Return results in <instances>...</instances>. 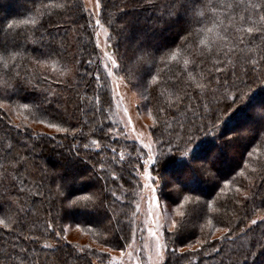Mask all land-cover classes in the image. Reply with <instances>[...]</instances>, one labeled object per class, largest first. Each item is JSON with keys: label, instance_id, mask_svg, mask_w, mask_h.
I'll return each mask as SVG.
<instances>
[{"label": "trees", "instance_id": "1", "mask_svg": "<svg viewBox=\"0 0 264 264\" xmlns=\"http://www.w3.org/2000/svg\"><path fill=\"white\" fill-rule=\"evenodd\" d=\"M216 2L230 4L233 0H216ZM247 2H256V0H245V3ZM73 3L78 4L79 8L57 7V5ZM207 3L208 0H204V4L207 5ZM42 4L47 7H42ZM101 4H107V8L99 13V18L101 24L109 30V45L114 56L117 55V49L111 47L115 40L112 26L121 25L116 45L125 59L132 55L133 48L147 51L155 57L150 75L146 66L138 69V79H146V81L142 89H135L145 97V106L152 121L157 118L159 108L163 107L167 110V115L159 114L160 126L166 135L179 134L180 123L185 115L191 119L193 111L203 113L205 108H208L214 110L217 115H221L222 110L225 113L219 123L211 116H203L204 124L210 131L192 133L195 146L191 152L186 155L175 151L166 153L157 158L154 168L156 173L159 172L158 179L161 185L167 190L160 191V197L179 213L189 214V222L184 223L177 231L178 242L195 244L198 238L206 242L212 241L210 247L204 248V251L209 253L212 247L222 246V251L209 257H203V254L199 252L189 253L179 259V264H189V262L190 264H219L221 257L224 258V264H230V259L242 256V246H248L251 235L248 228L257 232L260 228H264V225L259 224L258 219V224L255 226L249 223L256 219L257 215L264 216V184L259 183L264 179V108L261 107V103L264 102V84L261 83V79H254L251 84L245 83L252 77H260V74L264 72V63H257L251 67L252 61L259 60L261 54L256 52L249 54L248 48H252L253 45H247L243 48V55L239 48L229 55L235 47L232 38L239 36L235 29L241 28L242 25L239 23V14H235L233 20L234 14L227 8H218L215 19L209 7L198 8V13H205L206 19L202 25L196 26L202 27L204 31L197 37L194 46L191 40L185 42L184 39L187 36L189 15L181 9L170 16L168 14L171 11L170 0H153L155 7L144 5L142 0H101ZM6 5H10L8 10H0V26L9 20L17 22L35 20L36 25L19 23L11 31L32 36L34 30L42 25L39 28L41 32L47 29L57 41H64L67 58L59 60L40 57L41 62L37 63L36 55L32 52V45H29L27 55L22 50H18L19 54L15 56L0 55V84L4 82L6 73L9 71L13 76L18 73L26 80L41 81L38 87L48 92L58 93V101L53 100V108L58 102L62 112L67 110L68 113L75 114L72 127L81 126L76 122L75 117H79L81 122H87L88 126L84 128L85 133L99 124L102 119L97 114L96 122L93 124L89 118L92 116L91 109L96 104V96L102 97L103 92L107 91L111 100V110L108 111L109 105L104 104L106 123L110 124L114 133L117 134L112 120L114 104L110 81L95 44L94 28L92 26L88 28L91 36L80 30V26L85 24L91 16L88 11H84L86 7L83 0H0V9ZM238 12L242 13L243 7ZM81 16L84 19H81ZM226 16L228 18H225ZM74 20L75 24H73ZM93 23L94 20L91 17V24ZM230 24L233 31L225 36V31L221 29L227 30ZM247 26L249 25H243V27ZM208 29L211 31L209 32ZM201 39L205 40L204 45L199 43ZM89 40L91 43H88ZM255 44H260L259 38ZM84 45L87 51L81 54L80 49ZM140 54L139 51L136 52V56ZM29 56L31 58H28ZM73 56L84 60L90 58L94 63L91 66L84 64L77 69ZM243 56L249 57L247 61L249 67L245 66ZM89 68L93 74L99 70L101 76L106 78V89L100 87L103 81L94 80L91 81L92 87L85 88L84 81L81 80L78 72L83 73ZM125 69L127 70V64ZM245 72L249 75L245 76ZM116 73L125 77L124 71L116 69ZM45 75L48 76L47 83L44 82ZM84 79L87 80L88 77ZM225 81L235 87H218ZM236 88L241 90L243 100L238 99L237 104L233 105L228 97L235 94ZM6 97L8 100H5L0 107V144L3 145L0 147V181H3L0 183V190L4 187L10 188L12 183L22 187L24 192H34L38 187L43 186L40 187L43 196L34 201L22 197L25 214H20L19 217L16 209L21 205L12 203V200L17 197L15 190L0 199V220H4L9 225H14L18 218L23 222L22 226H14L10 229L0 225V264H19L16 257L21 252L26 257L24 264H83L85 256L93 264H95L94 260L100 262L98 255L93 254L98 249L83 247L84 252L81 253L79 248L69 241L65 246L63 239L59 241V247H57L55 234H45V221L49 218L48 202L53 195L47 189L50 187L55 191L56 183L61 181L64 184V189L61 190L65 193L66 201L77 196H91L95 199L99 194L100 185L96 176L91 175L92 162L98 161L96 169L100 176L107 173L111 177L114 169L109 166L106 159H102L104 153L96 149L94 145H90L86 151L99 155H93L92 161L88 162L68 152L70 145L82 147L79 137L72 140L69 133L68 139L65 140V133L57 134L54 129L46 130L49 129L47 122L57 121L50 120L48 116L36 109L35 104H39L43 97L39 90L17 84L15 88L7 91ZM23 103H28L29 107L22 108ZM257 104L261 110L255 124L252 122L254 124L252 128L238 129L240 125L253 119L252 106ZM178 105H182L179 111H177ZM53 108L46 106L47 111H52ZM186 108L187 113H185ZM196 123L200 124V118H197ZM173 129H175L174 133ZM230 129H238V131L230 132ZM40 133H47L48 136L55 135L56 140H50L48 136L42 137ZM96 138V136L90 137V139ZM128 143L135 142L128 140ZM9 146H11L10 153L5 158V149ZM136 147L140 148L137 144ZM156 149L159 153L160 148L156 146ZM214 149L218 154L216 158H211L204 164L198 162V158L208 157ZM129 151L131 149L118 146V153L123 152L125 163L129 159ZM12 155H15L17 160L23 161L22 166L19 167L18 176L9 167V163H15L11 160ZM204 168L207 169V174ZM163 169L168 172L180 170L182 173L183 171L187 174V179L176 178V183L166 186L164 175L160 174L161 171H165ZM5 170L7 176H5ZM54 173L56 174L55 182L51 179ZM103 183L101 180L100 184ZM118 185L121 187L117 190ZM139 188V184L124 183L119 179L115 184L111 181L109 184V190L116 192L117 199L108 215L118 217L121 223L115 225L114 221V225L123 227L129 236L127 242H124V248L132 237ZM185 195L199 196L204 201V214L198 221V216L191 213L195 205L192 200L184 201ZM246 197L247 203L243 207L237 203L238 199L244 201ZM111 199L109 197V200ZM60 203L57 200V209L60 208ZM61 216L63 220L58 221L61 228H65L66 225L77 227L80 232L93 238L97 243L109 247L103 244L109 232L99 225L107 223L105 209L90 208L85 202V206L62 208ZM175 218L180 217L175 215ZM78 223H80L79 227ZM230 225L239 233V238L234 237L233 242L227 240L215 242V237L219 236L217 229ZM236 225H239V228H235ZM240 229L244 231L240 232ZM64 232L61 231L62 238L65 237ZM28 237L38 239L32 240ZM172 247L173 245H168V249ZM176 247L179 249L182 245ZM256 250L255 260L248 261L247 264H264V249Z\"/></svg>", "mask_w": 264, "mask_h": 264}, {"label": "snow or ice", "instance_id": "2", "mask_svg": "<svg viewBox=\"0 0 264 264\" xmlns=\"http://www.w3.org/2000/svg\"><path fill=\"white\" fill-rule=\"evenodd\" d=\"M144 5L155 7L153 4V0H142ZM42 7H47V5H41ZM170 8L171 11L168 13L170 16L176 14L181 9L185 10L187 14L190 17V21L188 24V28L186 30L187 36L184 38L185 42L188 40H191L193 42V45L195 46V42L197 37L201 35V33L204 31V29L196 27L197 25H202L203 21L206 19V15L203 12L198 13V8L200 7H209L213 13V19H215V12L218 8H227L228 11L233 13L232 19H235V14H239V23L242 25L241 28L235 29L237 33H239L238 38L233 37L232 43L235 45V47L230 51L229 55L236 52L237 48L240 49L241 55H243V48L247 45H253L252 48H248L249 54L256 52L261 54L259 60H253L251 67H254L257 63H264V0H256V2H247L245 3V0H233L230 4H222L217 3L216 0H208L207 5L204 4V0H170ZM57 7L61 8H79L78 4H64V5H57ZM94 9L97 13L103 12L105 8H107V4L102 5L101 0H96L94 4ZM243 7V12L239 13L238 10ZM84 11H88L87 8L84 9ZM225 18H228L227 16ZM81 19H84L83 16H81ZM19 23H23L25 25L31 23L33 25H36L35 20H24L17 22L15 20H9L6 24L0 26V55H18L19 51L22 50L26 55L29 53V45H32V52L36 55V62L40 63V57H44L46 59L50 58H56L59 60H64L67 58L66 52L67 49L64 45V41H57L52 34L45 29L43 32L39 30L42 25L38 26L34 30V34L32 36H29L27 33L22 32H12L11 29L14 26H17ZM76 21H73V24H75ZM243 25H249L247 27H243ZM92 26H99L103 27L101 24V19L97 18L95 20V25L93 26L91 24V16L85 21V24L80 26V30L87 33L89 36H91V33L88 32V28ZM111 26V25H110ZM113 32L115 34V40L113 41V44L111 47H115L117 49V55L115 57L113 55H110L107 51L104 52L105 58L111 62V67H108L107 64H105V68L107 69V76H111L113 74L114 69H119L121 71L125 72V77L128 81V84L131 86V88H140L142 89L144 86V83L146 79L139 80L138 79V69L141 67H147L149 69V75H150V69L152 66V63L155 61V57L153 54L143 51V50H136L133 48L132 55L128 56L127 59L123 57L122 53H119V48L116 45V41L119 37L121 25L120 26H112ZM225 31V36H228L230 32L233 31L231 24L227 30L221 29ZM105 35H108L107 29L104 30ZM210 32L211 29H208ZM111 38V37H110ZM259 38L260 44H255V41ZM88 43H91V40L88 41ZM201 45L205 44V40L201 39L199 41ZM87 51L86 45L82 46L80 49L81 54ZM139 51L141 54L139 56H136V52ZM133 57L135 59L133 60ZM28 58H31L30 56ZM248 56H243V59L245 61V66L249 67L247 64ZM76 61V67L79 69L82 65L88 64L91 66L94 61L92 59L84 60V59H76L75 56L72 57ZM98 64V60L96 61ZM127 64V70L125 69V66ZM251 70V68H250ZM81 80L84 81L85 88L92 87L91 81H103V83L100 84V87L103 89L107 88V80L105 77H102L100 74V71L97 70L95 74H93L91 68L87 69L83 73H79ZM245 76H248L249 73L245 72ZM88 77L87 80L84 78ZM239 79V77H237ZM254 79H261V83L264 84V72L260 74V77H252L245 83L251 84ZM48 76H44V82L47 83ZM135 81V83H134ZM244 82V81H242ZM41 81L36 80L35 82L31 80H26L19 76L17 73L16 75H11L10 71L6 73V78L4 79V82L0 84V107L3 106V102L5 100H8L6 97V93L8 90L13 89L16 87L17 84H23L29 88H34L39 90L42 94V100L39 104H35V107L38 111H40L42 114L48 116L50 120H54L57 122H47V127L49 129H54L55 133H65L64 139H68V134H71V139L76 140L79 137V140L82 142V147L79 145H70L69 146V153H72L76 156L84 158L86 161H92L93 155H99L98 153H88L86 150L90 147V145H94L96 149H100L101 152L104 153V157L102 159H106V162L114 169L113 175L109 177V175L106 173L104 176H100L97 174L96 169V162H92L91 164V175L96 176L97 181L99 183L98 188V195L95 199H93L91 196H77L71 200H65L64 196L65 193L64 184L60 181V183H56L55 191H53L52 188H48L47 190L49 192H52L53 195L50 198L48 202V220L45 221V234L51 235L52 233L55 234V238L57 239V247H59V241L63 239L64 245L67 246L69 243L66 239V237H61V231H67L66 228H61L58 221H62L61 216V210L64 207H75V206H85V202H87V206L90 208H103L106 210L107 213V219L105 220L107 223L105 224H99L100 226L104 227L105 231L109 232V235L104 240V245H109V247H101L96 252H93L94 255H98V259L100 261V264H122V257L124 255L123 248H124V242H127L129 239V236L125 232V229L123 227H116L115 225L120 224V220L118 217H112L109 216L108 213L110 210H112L116 197L115 191L109 190V184L110 181L112 184H115L116 180L119 179L123 181L124 183L132 184L133 182L135 184H139V177L142 173L143 177L147 178L148 180H154L153 174H155V177H158V174L156 173V170L154 168V164L156 163V160L158 157H162L166 153L169 152H179L181 155H186L191 152L192 148L195 146V142L192 138V133L194 131H210L209 128H207L204 124L203 116H211L217 123L221 121L222 115H225V113L222 110L221 115H217L214 110H209L208 108H205L203 113H199L197 111H193L191 113V119L185 115L184 120L180 123V133L177 135L168 134L166 135L163 129L160 126L159 121V114L164 113L167 115V110L163 107L158 109L157 118L153 121V126H151L149 135L154 138V143L157 147L160 148L159 153H155L152 149V144H144L141 140V147L137 148L135 143H128L129 137L126 133L121 131L118 135L114 133L113 128L110 124L106 123L107 117L105 116V109L104 104L109 105L108 111L111 110V100L108 97L107 91L103 92V96L100 95L96 96V104L92 107V116L89 118L93 124L96 122V115L99 114L102 119L100 120L99 124H96L94 128H90L87 133L84 132V128L88 126L87 122H81L79 120V117H75L76 122L80 123L81 126L79 128L72 127L73 123V117L74 113H68L67 110L61 111L60 105L57 102L56 107L53 108V100L58 101V93H52L48 92L44 88L38 87L40 85ZM223 86L225 88L227 87H235V85H229L227 81L224 82ZM202 87V86H200ZM231 104L236 105L237 100H243V97L241 96V90L239 88H236V92L233 96L228 97ZM47 108H53L52 111H47ZM182 105L177 106V111H179V108ZM22 108L27 109L29 107L28 103L21 104ZM137 107H141L140 105H137ZM171 107V106H169ZM227 107V105H226ZM235 109H233L234 111ZM127 111V110H125ZM188 112V109H185V113ZM197 118H200V124L198 125L196 123ZM44 122V121H42ZM131 122L130 120L128 121ZM211 124V121H209ZM67 125V127H65ZM213 127L215 125H212ZM175 132V129H173V133ZM39 135L48 136L47 133H40ZM91 136H96V139H90ZM48 139L50 140H56L55 135L48 136ZM19 142V141H17ZM118 146L124 147L126 149H131V151L128 152L129 159L125 163L124 160V154L123 152L118 153ZM166 146V147H165ZM0 147H3L2 144H0ZM10 148L5 149V158L8 157L10 153ZM147 149V152L144 150ZM83 152V155L81 153ZM250 155V153H249ZM146 157V158H145ZM11 160L15 161V163H9V167L12 169L13 172L19 175V167L22 166L23 161L17 160L15 155L11 156ZM205 173L207 174V169L204 168ZM5 176H7V171L5 170ZM14 179V178H13ZM51 179L53 182H55L56 174H52ZM103 180V184H100V181ZM0 183H3V181H0ZM23 183V181H21ZM259 183L264 184V179H262ZM160 179L156 187H152V200L155 203H159V195H158V189H159ZM149 186V185H146ZM43 187V186H40ZM40 187L37 188L34 192H24L22 187H18L15 183L11 184V187H4L2 190H0V199H2L4 196L8 195L12 190H15L17 192V197L15 200H12L13 204H19L21 205L16 209L17 215L19 217L20 214H25V207L23 206L24 200L22 197H26L28 200H35L36 198H39L43 196V192L40 190ZM121 187L120 185L117 186V190ZM239 191V189L237 190ZM109 197L112 199L109 200ZM11 199V197H9ZM247 197L244 201L237 200L238 204H241L243 207L244 204L247 203ZM59 200L60 208H56V202ZM184 201L192 200L194 203V208L191 211L192 214L197 215L198 219H201L204 214V201L201 200V197L195 196H187L185 195L183 197ZM66 201V203H64ZM139 207V205H136ZM123 214V213H122ZM178 218H172L170 221H165L164 224L159 225V227L155 230H153L151 227L148 229L149 235L153 237L155 240V256H156V264H179V259L181 257L187 256L189 253H202L203 257H209L213 254H218L220 251H222V246L220 248L212 247L211 252H205V247H210V242H206L204 239H197L195 244L192 243H181L178 242V236L177 231L181 228V226L189 222V214H186L184 212H181L178 214ZM259 224L264 225V216L259 217ZM258 220L254 219L251 220L249 223L251 225H257ZM115 221V225H114ZM22 221L18 218L14 225H9L5 223L4 220H0V225H2L6 229H10L14 226H22ZM80 223L77 224L79 227ZM95 225V224H91ZM196 226V224H195ZM247 227V226H246ZM235 228H239V225H236ZM110 229V231H109ZM219 232V236L215 237V242H220L227 240L229 242H233V238H239V233L235 231L234 228L230 225L229 227H223L217 229ZM244 229H240V232H243ZM248 231L251 233L249 236V244L248 246H242L243 248V254L241 257L236 259H230V264H247L248 261H254L257 256V250L256 249H264V228H260V230L254 231L252 228H248ZM133 235H135L133 233ZM32 240H37V237H28ZM171 244L173 247L171 249H168V245ZM177 245H182L179 249L176 247ZM121 249V259L118 260V258L114 255H110L112 251L115 249ZM167 249V253L165 250ZM81 253L84 252V249H79ZM89 251H92L89 249ZM129 256L132 255V253H128ZM106 258V259H105ZM19 264H24V261L26 260V257L23 252L18 253L16 257ZM77 259H80V257H77ZM151 259V257H149ZM83 264H93L91 260H89L86 256L83 257ZM140 264H143L141 261ZM190 264V262H189ZM219 264H224V258L221 257Z\"/></svg>", "mask_w": 264, "mask_h": 264}, {"label": "rangeland", "instance_id": "3", "mask_svg": "<svg viewBox=\"0 0 264 264\" xmlns=\"http://www.w3.org/2000/svg\"><path fill=\"white\" fill-rule=\"evenodd\" d=\"M95 2L96 0H83L84 6L87 8L89 14L94 20L93 26L95 25V20L100 16V12L97 13L93 7ZM9 6L10 5H6L5 7L3 6L0 10H8ZM93 28L95 44L100 53L102 66L107 73L105 64H107L108 67H111V62L105 58L104 52L107 51L110 55H113L109 45V30L105 26H95ZM105 29H107L108 35H105ZM108 78L110 81L114 104L112 120L116 126L117 135L123 131L128 135L129 141L135 142L139 147L142 146L141 140L144 144L151 143L153 151L157 153L156 144L154 143L153 138L149 135L153 121L145 106V97L142 96L135 88H131L128 81L124 79V76L116 73V69L113 70V74L108 76ZM137 105H140L141 107L138 108ZM261 105V107L264 108V102H262ZM252 107V110H254V113L252 114L253 119L248 123L240 125L238 129L241 127L242 129L250 130L255 124L254 122L257 121V115L261 110L259 108L260 106L257 104ZM129 120L131 121L130 123L128 122ZM252 122L254 124H252ZM238 129H230V132H237ZM46 130L49 131L50 129ZM144 151L147 152V149ZM217 155L218 154L214 149L208 157L201 156L198 158V162L204 164L206 161L211 160V158H216ZM161 173L164 175V185L166 184V186L176 183V178L187 179V174L183 171L181 173L180 170L171 172L165 170L164 172L161 171L160 174ZM157 174H159V172ZM153 176L155 182L143 177L142 173L139 177L140 188L135 204L133 229V233L135 235L132 233V237L128 245L123 249L124 255L122 257V264H140L141 261L143 264H156L155 240L149 235L148 229L151 227L155 230L159 227V225L164 224L165 221H170L172 218H175V215L179 214L177 209L175 210L172 208L170 204L160 197V191H167L163 188L161 183L159 184L158 189V195L160 198L159 203L153 202L151 189L152 187H156L159 182L158 177H155V174H153ZM136 205H139V207ZM259 217L262 216L257 215L255 218L258 219ZM65 228L67 231L64 232V236L67 241L75 244L79 249L83 247L100 249L103 246L97 243L93 238H90L88 235L80 232L77 227L66 225ZM165 252L167 253V249ZM128 253H132V255L129 256ZM110 255L116 256L119 260L121 259V250H114L110 253ZM149 257H151V259H149ZM94 262L95 264H100L97 260H94Z\"/></svg>", "mask_w": 264, "mask_h": 264}]
</instances>
